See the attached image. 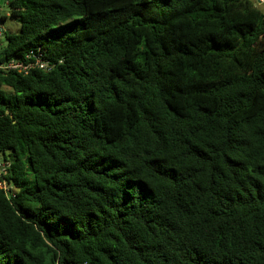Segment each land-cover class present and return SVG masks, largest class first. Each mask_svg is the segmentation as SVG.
Returning <instances> with one entry per match:
<instances>
[{"label": "trees", "instance_id": "16d2710c", "mask_svg": "<svg viewBox=\"0 0 264 264\" xmlns=\"http://www.w3.org/2000/svg\"><path fill=\"white\" fill-rule=\"evenodd\" d=\"M6 5L0 264H264V10Z\"/></svg>", "mask_w": 264, "mask_h": 264}, {"label": "built area", "instance_id": "2783aa9c", "mask_svg": "<svg viewBox=\"0 0 264 264\" xmlns=\"http://www.w3.org/2000/svg\"><path fill=\"white\" fill-rule=\"evenodd\" d=\"M2 2L6 4V0H0V5ZM259 2L262 3L263 0H260ZM2 32H3V28L0 23V36L2 35ZM49 67L50 65L48 64V61L45 60L40 53H36L33 50L28 51L23 60L12 59L7 61L3 65H0V68L3 70H16L18 72H23V73H27L31 68L48 70ZM8 167H9V163L3 160L2 158H0V188L5 192H8V186H7L8 184L6 183L3 177L4 175H6Z\"/></svg>", "mask_w": 264, "mask_h": 264}, {"label": "rangeland", "instance_id": "374dc122", "mask_svg": "<svg viewBox=\"0 0 264 264\" xmlns=\"http://www.w3.org/2000/svg\"><path fill=\"white\" fill-rule=\"evenodd\" d=\"M255 5L259 6L260 9L264 10V0L260 3V0H251ZM1 14L5 16V19L1 22L2 28L8 33H18L19 23L18 21L9 16V7L5 3H1ZM4 42L3 37H0V43Z\"/></svg>", "mask_w": 264, "mask_h": 264}]
</instances>
